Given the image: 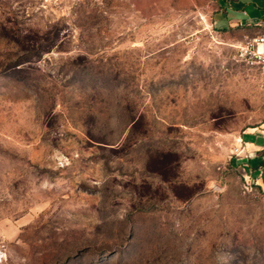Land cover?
I'll return each mask as SVG.
<instances>
[{
    "label": "rangeland",
    "instance_id": "374dc122",
    "mask_svg": "<svg viewBox=\"0 0 264 264\" xmlns=\"http://www.w3.org/2000/svg\"><path fill=\"white\" fill-rule=\"evenodd\" d=\"M215 10L0 0V264H264V84Z\"/></svg>",
    "mask_w": 264,
    "mask_h": 264
},
{
    "label": "crops",
    "instance_id": "0c3cea01",
    "mask_svg": "<svg viewBox=\"0 0 264 264\" xmlns=\"http://www.w3.org/2000/svg\"><path fill=\"white\" fill-rule=\"evenodd\" d=\"M213 26L235 45L264 34V0H216ZM237 165L264 191V123L241 136Z\"/></svg>",
    "mask_w": 264,
    "mask_h": 264
},
{
    "label": "built area",
    "instance_id": "2783aa9c",
    "mask_svg": "<svg viewBox=\"0 0 264 264\" xmlns=\"http://www.w3.org/2000/svg\"><path fill=\"white\" fill-rule=\"evenodd\" d=\"M237 50L240 58L258 71L264 84V34L247 38ZM236 153H239V149Z\"/></svg>",
    "mask_w": 264,
    "mask_h": 264
}]
</instances>
